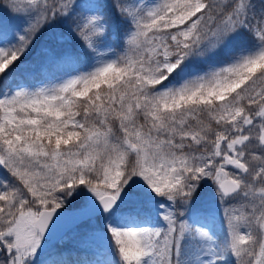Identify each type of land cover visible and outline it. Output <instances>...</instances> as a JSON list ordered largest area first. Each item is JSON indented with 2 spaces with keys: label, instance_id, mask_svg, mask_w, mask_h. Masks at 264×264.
Segmentation results:
<instances>
[{
  "label": "snow or ice",
  "instance_id": "obj_1",
  "mask_svg": "<svg viewBox=\"0 0 264 264\" xmlns=\"http://www.w3.org/2000/svg\"><path fill=\"white\" fill-rule=\"evenodd\" d=\"M0 13V264H264V0Z\"/></svg>",
  "mask_w": 264,
  "mask_h": 264
},
{
  "label": "rangeland",
  "instance_id": "obj_2",
  "mask_svg": "<svg viewBox=\"0 0 264 264\" xmlns=\"http://www.w3.org/2000/svg\"><path fill=\"white\" fill-rule=\"evenodd\" d=\"M0 19L6 20V22L9 23V24L13 23V21L11 20L10 17H6V16H4L2 13H0ZM42 39H43V38H41V40H42Z\"/></svg>",
  "mask_w": 264,
  "mask_h": 264
}]
</instances>
